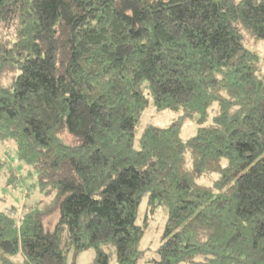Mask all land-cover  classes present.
Listing matches in <instances>:
<instances>
[{
	"label": "trees",
	"instance_id": "1",
	"mask_svg": "<svg viewBox=\"0 0 264 264\" xmlns=\"http://www.w3.org/2000/svg\"><path fill=\"white\" fill-rule=\"evenodd\" d=\"M262 45L264 0H0V264H138L144 198V264H264Z\"/></svg>",
	"mask_w": 264,
	"mask_h": 264
},
{
	"label": "rangeland",
	"instance_id": "2",
	"mask_svg": "<svg viewBox=\"0 0 264 264\" xmlns=\"http://www.w3.org/2000/svg\"><path fill=\"white\" fill-rule=\"evenodd\" d=\"M259 52H260V55L264 57V45L261 46ZM177 115L178 113L175 111H172L169 109L157 110L156 108H154V106H151L147 110L144 111L142 123L138 125L139 127L137 131V135L142 132V130L148 123H154L160 126L167 125L170 121L176 118ZM192 127L193 125L189 122L185 124L182 130V135L184 137L190 136L194 132ZM64 136H65V139H67L68 141L73 140L68 135H64ZM0 150L3 153H6V159L7 157L10 158L9 163H11V161L13 162V160L15 161L14 163V168H15V165L17 164V159H16L17 157L15 155L14 143L10 144L8 142H4L0 144ZM199 181L203 183L208 182L206 178H201L199 179ZM20 184H21V181L18 177V180L15 183V186H19ZM24 191H25L24 185H21L19 187H12L11 185H8L6 183V176H4V174L0 175V198H1L0 208H5V210L8 211L7 208L11 204H16L19 206L18 208L19 214L24 213V211L22 210V205L27 202L26 197H25L26 192ZM27 191H31V190L27 189ZM146 201H147V198H144L140 204V210H139L140 220H143L145 217L146 218L148 217L150 219V223L141 241V248H143L144 254L142 258L139 260L138 264H144L148 262L149 260H151L152 258L157 256L155 249L160 243L161 234L163 232L166 219H167V213H168L167 207L165 206L164 207L159 206L156 212H153V213L149 212ZM112 251H113V255L111 256V261L115 263L116 255L114 253V249ZM94 256H95L94 249L88 248L84 250L83 252H81L76 257L75 264H90Z\"/></svg>",
	"mask_w": 264,
	"mask_h": 264
}]
</instances>
